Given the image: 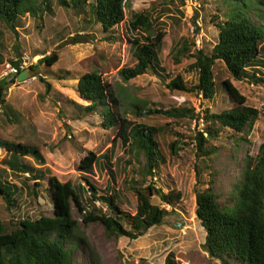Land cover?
Returning <instances> with one entry per match:
<instances>
[{
    "label": "trees",
    "instance_id": "1",
    "mask_svg": "<svg viewBox=\"0 0 264 264\" xmlns=\"http://www.w3.org/2000/svg\"><path fill=\"white\" fill-rule=\"evenodd\" d=\"M233 1H238L241 7L232 5V10L225 11L222 18L212 15L210 19L217 31L216 42L210 48L190 46L182 37L170 48L163 61L159 54L165 34L156 18L149 12H132L127 22L132 37L126 39L129 58L117 71L121 81L128 82L152 73L165 82L169 78V67L185 66L187 72L197 75V83L187 85L180 75H176L166 87L172 92L201 97L207 104L202 112L195 113L187 106L156 108L136 103L130 110L134 120H127L118 112L119 101L110 86L96 72L82 74L76 79V93L86 105L68 98L63 101L64 106L72 108L71 120L96 116L102 129L114 130L110 148L114 149L119 144L126 157L120 174L124 182L127 181L128 196L134 199L133 211L122 209L128 202L127 196L111 186L104 176L101 180H98L99 177L94 179L96 169L102 173L105 168L111 167L107 152L100 155L89 152L79 160L76 170L82 173L83 184L73 186L68 182H58L50 176L47 168H36L22 162L29 159L37 167L44 166L45 160L37 147L0 140V148L5 151V158L0 162V197L6 208L10 210L15 206L14 197L19 194V188L10 182L11 179L20 181L34 200L39 196L38 190H43L52 207V217L13 221L10 222L11 228L0 220V264H72L76 252H81L88 264H100L98 255L80 232L79 225L98 222L107 239L129 240H136L149 229L159 226L167 212L165 208L153 204L151 198L156 195L164 206L175 210L180 194L174 190L163 193L155 188L153 179H158L156 175L159 172L167 173L169 156H176L185 149L194 153L198 163L195 166L198 177L195 216L205 234L204 252L217 264H264V138L256 155L245 157L239 179L227 192L215 190L213 180L207 184L201 182L203 172L211 169L212 157L220 150L214 142L223 131L230 132L227 140L238 147L241 142L249 143L247 137L259 118V112L245 105V98L229 79H220L214 72L218 63L234 82L264 85V0ZM128 2L0 0V23L15 33L18 17L28 14L42 23L43 14L52 16L55 10L61 9L81 19L86 28L96 29L101 41L115 42L120 41L118 27L124 23ZM206 2L199 0L201 5ZM55 34L54 40L64 39L63 34ZM32 56H38V53ZM18 59H10L6 63L16 65L15 60ZM57 61L58 55L53 52L39 59L37 65L50 68ZM37 65L28 67V70L36 73ZM3 66L0 65V75ZM47 73L54 80L74 79L64 71ZM15 78L10 81L0 79V127L19 123L20 120L19 114L5 101L6 92L15 84ZM37 80L46 94L52 91L46 75L39 76ZM219 94H223L232 106L211 112L208 103L214 104ZM155 119L165 122L158 125ZM200 124L203 128L199 130ZM175 126H182L187 133L175 131ZM169 133L175 137L171 142L165 140ZM46 175L47 186L44 188L41 180ZM208 175L212 176L211 173ZM85 194L87 199L83 202ZM95 203H99L101 208ZM72 206L80 224L72 215ZM164 264L179 263L169 254Z\"/></svg>",
    "mask_w": 264,
    "mask_h": 264
},
{
    "label": "rangeland",
    "instance_id": "2",
    "mask_svg": "<svg viewBox=\"0 0 264 264\" xmlns=\"http://www.w3.org/2000/svg\"><path fill=\"white\" fill-rule=\"evenodd\" d=\"M232 5L236 8L241 7L238 1L233 0H207L204 5H201L199 0H129L125 7L124 23L118 27L120 41L115 42L101 41L96 29L86 28L81 19L61 9L55 10L52 16L43 14L42 23L28 14L18 17L15 33L0 23L1 66L10 59H18L24 55L31 59L42 58L53 52L58 55V61L52 67L47 68L39 64L36 73L29 72L30 79L19 84L15 82L9 87L5 101L19 114L20 120L19 123L0 127V140L37 147L45 160L44 166L37 167L29 159H23L22 162L36 168H47L50 176L56 178L58 182H68L73 186L83 184L82 173L76 170L79 160L89 152L95 155L107 152L111 167L105 168L102 173L96 169L94 179L99 177L98 180H101L104 176L111 186L118 188L123 196H127L128 202L122 209L130 211L128 210L130 208L133 211L134 199L128 196L127 181L125 183L123 175L120 174L126 157L119 144H116L114 149L110 148L115 135L114 130L102 129L96 116H87L78 121L71 120L72 108L64 106L63 101L68 98L86 105L87 103L76 93V79L82 74L96 72L110 86L119 101L118 112L127 120H134L130 110L136 103L156 108L187 106L195 113L202 112L207 104L201 97L172 92L166 87L168 81L176 75H180L187 85L197 83V75L187 72L185 66L169 67V78L165 82L152 73L128 82L121 81L117 71L129 58L126 39L128 36L132 37L127 22L132 12H149L156 18L158 26L165 34L159 54L160 60L163 61L170 48L182 37L190 46L194 44L196 48H210L217 38V31L213 23H210L212 15L222 18L225 11L232 10ZM42 25L45 26L40 29ZM55 33L63 34L64 39L54 40ZM34 53H38V56L33 57ZM216 66L218 69L214 70L215 74L220 79H229L245 98V105L259 112V118L247 137L249 143L241 142L238 147L235 146L234 142L227 140L230 135L227 130H224L214 142L220 150L212 157L211 169L203 172L201 182L207 184L213 180L215 190L227 192L239 179L245 157H254L264 138V85H255L247 81L234 82L221 64L217 63ZM47 71L68 72L74 79L54 80L49 77ZM42 75H46V80L52 86L49 94H46L43 86L38 83L37 78ZM208 106L211 112H219L231 108L232 105L223 94H219L215 98V103L210 105L208 103ZM155 121L158 125L165 122L163 119ZM202 128L200 124L198 129ZM175 131L186 132L182 126H175ZM174 139L172 133L165 137L167 142ZM196 165L198 163L195 162V155L190 149L179 151L176 156H169L167 173L159 172L156 175L158 179H153V183L155 188L161 189L163 193L170 190L179 192L180 201L175 210H171L154 195L151 202L165 208L167 214L159 226L149 229L136 240L107 239L98 222L86 226L80 224V218L72 206V215L80 224V232L95 250L100 264H164L169 254H172L179 264H217L204 252L205 234L195 216V190L198 189ZM210 173L211 177L208 175ZM47 178L48 175L41 180L44 188L47 186ZM10 182L19 188V194L14 197L15 206L10 210L0 197V220L4 225L11 228L10 222L13 221L35 220L40 216L52 217V207L43 190H38L39 196L34 200L24 190L20 181L11 179ZM31 185L29 182V186ZM86 199L85 194L83 202ZM95 206L101 208L99 203H95ZM72 264L88 262L81 252H76Z\"/></svg>",
    "mask_w": 264,
    "mask_h": 264
},
{
    "label": "built area",
    "instance_id": "3",
    "mask_svg": "<svg viewBox=\"0 0 264 264\" xmlns=\"http://www.w3.org/2000/svg\"><path fill=\"white\" fill-rule=\"evenodd\" d=\"M41 59L40 57L37 58H29L28 56H21L18 60H15L17 63L16 65H10L8 63L4 64L3 71L0 75V79H4L5 81H10L12 78L16 77L20 72L27 70L28 67L37 65L38 60ZM5 157V151L0 148V160Z\"/></svg>",
    "mask_w": 264,
    "mask_h": 264
},
{
    "label": "water",
    "instance_id": "4",
    "mask_svg": "<svg viewBox=\"0 0 264 264\" xmlns=\"http://www.w3.org/2000/svg\"><path fill=\"white\" fill-rule=\"evenodd\" d=\"M28 79H30L29 71H23V72L18 74V76L15 79V82H17L19 84V82H25Z\"/></svg>",
    "mask_w": 264,
    "mask_h": 264
},
{
    "label": "clouds",
    "instance_id": "5",
    "mask_svg": "<svg viewBox=\"0 0 264 264\" xmlns=\"http://www.w3.org/2000/svg\"><path fill=\"white\" fill-rule=\"evenodd\" d=\"M24 71H29V70L27 69V70H24ZM22 72H23V71H22ZM29 72H30V71H29ZM20 73H21V72H20ZM17 76H18V75H17ZM17 76H16V77H17ZM15 79H16V78H15Z\"/></svg>",
    "mask_w": 264,
    "mask_h": 264
}]
</instances>
